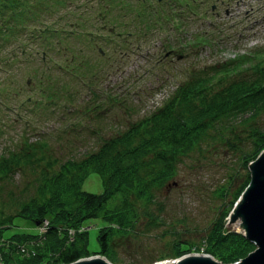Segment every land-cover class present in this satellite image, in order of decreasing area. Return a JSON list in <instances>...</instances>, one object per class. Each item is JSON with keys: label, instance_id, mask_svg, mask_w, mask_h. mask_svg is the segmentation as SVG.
Here are the masks:
<instances>
[{"label": "rangeland", "instance_id": "374dc122", "mask_svg": "<svg viewBox=\"0 0 264 264\" xmlns=\"http://www.w3.org/2000/svg\"><path fill=\"white\" fill-rule=\"evenodd\" d=\"M263 1L198 0L195 11L185 13L180 25L183 31L179 27L166 30L168 35L175 34L171 43L179 55L175 59L171 55L169 61L167 56H162L158 42L159 35L164 33L162 30H154V27L143 30L142 23L138 29L127 21L104 22L96 17V8L109 13L108 6L104 3L98 6L95 0L90 7L92 13L84 17L91 23L99 25L101 22L97 21L101 20L104 24L93 30L101 32L99 36L93 35L92 41L60 34L48 39V48L35 40L24 45V52L20 54V40L0 37V151L5 146L18 147L26 138L45 144L43 149L35 151L29 162L20 160L0 179V218L16 213L20 202L34 194L42 176L50 175L66 159L78 160L89 151L96 150L102 138L121 132L131 121L155 109L180 81L199 72L201 67L235 60L240 52L249 53L264 47V5L252 12L256 22L249 23L251 19L244 18L242 11L244 6ZM75 4L71 5L75 7ZM261 12L263 15L259 14ZM52 16L54 13L48 17ZM233 17L236 20L230 23L229 19ZM125 18L128 16L120 15V19ZM79 21L89 25L85 20ZM111 23L115 26L113 29L108 28ZM205 28L213 30L212 34L206 32L215 36V42L209 45L187 42ZM219 36L221 38L216 39ZM179 41L183 46L176 50ZM97 48H101L100 54ZM259 57L260 54H254L228 75L212 71L211 81H206L210 87L194 102L217 101L220 97L216 92L229 81L237 79L240 74L242 78L254 76L252 70L257 66L264 68V56L262 60ZM155 58L159 61L153 62ZM53 59L72 67L84 59L96 67L95 74L91 72L89 77L83 76V82L70 76L66 70L57 69ZM256 60L258 65L252 69ZM148 63L154 64L150 67ZM77 68L84 67L79 65ZM216 76L221 78L215 80ZM66 83L70 84L71 90L64 88ZM126 84H131L130 88L142 86L138 91L127 90V104L115 96L116 99H108L97 110L81 113L82 104L89 99L94 101L95 91L102 97L112 95V92L120 95ZM46 91L48 95L42 96ZM28 95L30 97L26 99ZM44 101L46 104L43 105ZM255 109L257 111L253 114L251 108H235L227 103L226 110L212 118L193 145L175 156L174 174L153 191L150 200L142 202L128 192L127 197L137 212L136 218L128 230L108 239L118 261L101 255L116 264H147L173 257L175 241L192 244L195 249L189 251H204L203 234L224 209L234 188L248 175L243 154L252 146L250 128H264V106L257 103ZM221 186H226L224 192L220 190ZM82 187L98 190L97 176L90 174ZM13 224H18L17 228L21 229L31 227L30 222H24L23 218ZM96 227L92 223L82 228H87L91 246L95 245ZM17 228L8 227L4 233ZM223 228L238 230L236 221H227V212L223 217ZM11 240L4 236L2 242L10 246ZM17 248L16 243L13 254L25 255V251L21 254Z\"/></svg>", "mask_w": 264, "mask_h": 264}, {"label": "trees", "instance_id": "16d2710c", "mask_svg": "<svg viewBox=\"0 0 264 264\" xmlns=\"http://www.w3.org/2000/svg\"><path fill=\"white\" fill-rule=\"evenodd\" d=\"M92 1L0 0V37L20 40V54L24 52V45H30L35 40L44 43L48 48V39L60 34L85 37L92 41L94 38L89 31L100 28L103 23L100 20L97 22L101 23L97 25L84 17L85 14L92 13ZM194 1L170 0L178 7V10H175V21L178 24L183 22L186 12L195 11ZM72 3H76L75 7ZM95 3L98 6L102 3L108 6L109 13L96 8V17L104 22L127 21L138 29L142 23L143 30L156 26V22H160L162 16L167 14L165 6H161L164 5L161 0H95ZM52 13L54 16L48 17ZM120 15H127L128 19L122 20ZM80 19L87 21L90 26L82 24ZM99 32L101 31L95 32L94 35L99 36ZM108 32L106 34H109ZM75 50L77 51V48ZM259 53L262 60L264 47L256 48L250 54H237L235 60L201 67L199 72H194L180 81L172 94L155 109L131 121L121 132L117 131L112 136L102 138L96 150L89 151L78 160L66 159L60 162L59 167L50 175L42 176L34 194L20 202L17 212L0 218V261L3 264H38L42 261L46 264H60L97 252L117 262L108 239L114 234L128 230L137 214L127 193L131 192L134 198L142 202L150 200L153 191L174 174L175 156L186 152V149L193 145L212 118L218 117L226 110L227 103H231L235 108H251L253 114L257 111V103H260L261 107L264 106L262 66H257L253 72H256L254 76L242 78L240 74L237 79L229 81L216 92L220 97L217 101L213 99L203 103L194 102L195 98L202 97L200 94L210 87L208 82L211 81L212 71L219 72V75H228L238 70L241 64L250 60L254 54ZM257 61H254L252 69L258 65ZM79 65L84 68H77ZM56 68L58 69V66ZM95 68L92 63L82 59L72 67L71 75L85 76L91 72L95 74ZM214 78L217 80L221 77ZM69 86L70 84L68 90H71ZM97 95L98 92L95 91L92 97L96 98ZM249 135L252 146L243 154L244 162L264 147V128L253 126ZM43 147L45 144L28 141L27 138L23 139L18 147L5 146L0 151V179L20 160L23 163L29 162L35 156V151ZM92 173L98 178V190L82 187L83 181ZM247 179L248 175L234 188L226 206L211 221L202 237L204 251L221 261L234 260L253 246L240 232L223 228V217ZM225 188L226 186H221L220 190L224 192ZM20 218H23L24 222L28 220L31 227L17 228L19 225L13 223ZM41 218L47 219V228L40 241L32 243L29 240L37 235L35 220ZM91 222H99L93 246L89 244L87 229L75 228ZM67 226L74 228L71 239H67ZM8 227H15L17 230L4 233ZM4 236L12 239L9 241L10 246L3 244ZM17 242L29 244L32 253L23 256L16 252L13 254V247ZM192 249L195 248L190 243L175 241L172 253L175 256Z\"/></svg>", "mask_w": 264, "mask_h": 264}, {"label": "water", "instance_id": "95a60500", "mask_svg": "<svg viewBox=\"0 0 264 264\" xmlns=\"http://www.w3.org/2000/svg\"><path fill=\"white\" fill-rule=\"evenodd\" d=\"M248 179L227 212V221H236L238 231L253 247L234 261H221L208 252L189 251L164 261L147 264H264V147L247 161ZM37 222V220H35ZM0 264H3L0 261ZM61 264H116L100 254L81 256Z\"/></svg>", "mask_w": 264, "mask_h": 264}, {"label": "bare ground", "instance_id": "6f19581e", "mask_svg": "<svg viewBox=\"0 0 264 264\" xmlns=\"http://www.w3.org/2000/svg\"><path fill=\"white\" fill-rule=\"evenodd\" d=\"M166 258L157 259L158 261H164Z\"/></svg>", "mask_w": 264, "mask_h": 264}, {"label": "built area", "instance_id": "2783aa9c", "mask_svg": "<svg viewBox=\"0 0 264 264\" xmlns=\"http://www.w3.org/2000/svg\"><path fill=\"white\" fill-rule=\"evenodd\" d=\"M44 223V222H43ZM21 249H22V247H21Z\"/></svg>", "mask_w": 264, "mask_h": 264}]
</instances>
